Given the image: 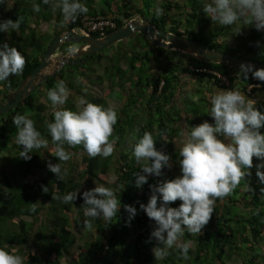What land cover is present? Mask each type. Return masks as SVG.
Segmentation results:
<instances>
[{
    "label": "trees",
    "instance_id": "obj_1",
    "mask_svg": "<svg viewBox=\"0 0 264 264\" xmlns=\"http://www.w3.org/2000/svg\"><path fill=\"white\" fill-rule=\"evenodd\" d=\"M7 1L4 8L0 0V99L39 63L53 34L79 28L86 19L111 18L115 24L107 32L140 13L130 0H104L113 7L107 10L91 7L92 0ZM156 6L145 17L155 27L264 63V27L243 28L250 11L264 14V0H161ZM230 14L240 20L243 33L233 35L232 46L220 37L227 34L224 19ZM42 21L51 34L36 35L34 26ZM127 37L144 42L133 49L117 45L110 54L104 47L99 50L104 60L96 63L93 52L63 64L0 113V264H60L66 253L71 254L67 264H226L232 256L241 264H264V162L258 159L264 154V115L237 140L234 161L226 158L221 141L213 152L173 149L182 114L221 126L222 106L210 111L204 91L233 86L250 97L245 86L255 72L184 52L187 58L180 62L172 55L176 49L149 44L139 32ZM68 44L62 41L57 49L65 51ZM126 54L121 67L118 59ZM102 63L104 75L96 74L94 67ZM125 75L126 82L133 81L129 96L141 105L145 121L130 112L114 117L104 111L103 95L82 88L104 77L107 94ZM181 75L205 80L201 104L181 88ZM254 83L250 91L257 94L264 75ZM143 85L146 95L140 93ZM72 94L79 96L77 104ZM97 141L104 143L102 149H91ZM73 153L82 164L77 177L70 168ZM107 171L116 176L112 188L100 198L85 193L82 182H103ZM184 232L188 235L175 245L172 237Z\"/></svg>",
    "mask_w": 264,
    "mask_h": 264
},
{
    "label": "rangeland",
    "instance_id": "obj_2",
    "mask_svg": "<svg viewBox=\"0 0 264 264\" xmlns=\"http://www.w3.org/2000/svg\"><path fill=\"white\" fill-rule=\"evenodd\" d=\"M211 1H213L214 3L216 2V0H211ZM118 2H120V0H118ZM130 2H131V5H133V7L134 6H138L140 8V10H139L140 13L139 14H141L145 18V17H148V16L151 15V13L153 12V9H156V7H157L156 5L159 2H161V0H130ZM9 5H10L9 2L7 0H5L4 8H8ZM108 6H109L108 4L104 3V0H92V2H91V7L95 8V9L103 7L104 10H107ZM109 7L111 9H113L112 6H109ZM173 12H174V10H173ZM249 13H250L249 22L247 20H245V19L243 20L244 21L243 22V25H244L243 28H244V30L246 32L250 29V26H255V27H258V28L264 27V14H262L258 10H252ZM139 14H132V17L136 16V19H137L138 18L137 16ZM214 19H216V18H214ZM224 22H225V24L228 25L227 26V25L224 24L228 28L227 34L224 37L223 36H220V37L222 39H224V41H226V43L228 45L232 46L236 42V39L233 38V35L240 37V35L243 34L242 31L240 30V27H239L240 26L239 25L240 24V20L238 18H236L234 15L230 14V18H225ZM29 24L31 25L33 23L31 22ZM6 29H4L5 32H7ZM34 29L36 30L35 31L36 35L44 34L46 32V30L48 31V33L51 34V26L49 25V23H44L43 21L40 23V26L39 25H35ZM75 31L78 32V29L75 28ZM136 40H138V41H136ZM143 42H144L143 38L124 37L121 40H119V43H117V42L111 43L109 45V47H107L108 49H107L106 53L110 54L112 52V50H115L117 45H119L121 47H124V48L133 49L135 46L138 47V46L142 45ZM63 44H66V43H63ZM80 44H81V42H78V41H70V44H68V46H67L68 48H66V49L68 51V50L72 49L74 46L77 47ZM149 44L154 45L150 41H149ZM164 50L165 51H169L166 48ZM67 51H63V50H58L57 49L55 54H54V56L61 55L63 53H66ZM104 51L105 50L103 49V53H104ZM101 55H102V53L99 50L95 51V54L93 55V60H95V63L98 62L99 59H100V61L104 60L103 55L102 56ZM172 55H173L174 59H176V60L178 59L180 62H182L183 60H185L187 58V57L185 58L184 54H182L179 51H173ZM122 58L120 60L118 59V64L121 67H125L126 66V60L128 59V54H126ZM51 67H52V65H50L48 68H46L45 71H49L51 69ZM104 68H105L104 64L102 63V65L95 66L94 67V71L96 72V74H103V69ZM72 73L76 74V72H72ZM78 75H80V74H76L75 76H78ZM102 79H103L102 82H99V83L86 81V82H84L82 84V88L84 87L85 90L89 91L90 93H92L94 95H99V96L103 95L102 96L103 101L107 105L106 108L104 109L105 112L109 111V113L113 114L114 117H115V115H118L120 112H127V113L130 112L131 114H135V118H137V120L139 122L145 121V119H147L146 113L141 112V109H142L141 105H139V103L137 101L134 102L135 99H132L129 96L131 91L134 94L135 88L131 85V82H133V81L129 80V81L126 82V80H127L126 79V75H125V78H124L123 81H121V79H120V81L115 79V81L120 82V83L118 84L116 82L114 84L116 86H112L110 93L104 94L105 93L104 91H106L107 88H108V81H107V79H104V77H102ZM237 83H242V81L238 80ZM181 86H183L185 88L187 87L188 95H189V97H192L193 100L196 101L197 97H198V100L196 101L197 103L201 104L203 102V100L200 99L201 95H198V94L201 92L202 89L203 90L207 89L206 88L207 84H206L205 80L198 81V80L194 79V80L186 81V80L183 79V81L181 82ZM120 88L124 91L123 93L120 90ZM128 88H129V91H127ZM137 92L138 91L136 90V93ZM140 93L143 94V95H146L147 87L145 85L140 87ZM260 93H261V91L259 90V94H257L256 96L259 95L258 96L259 97V101L262 102L263 105H262L261 108L258 109V112H264V93L263 94H260ZM125 95H127L126 98L130 102V104H126L125 103V101H124L125 100V98H124ZM72 97H73L72 98L73 102L75 104H77V101L79 100V98H78L79 96L77 94H72ZM40 99L45 101V98H44L43 95H41ZM215 101H217V100H215ZM189 105H191V104L189 103ZM215 105H217V104L216 103H211L210 105H208V107L213 106L212 108H210V111H216ZM244 105L245 106H243V105H237L236 106L235 105V106H231V107L234 110H238V111H240V109H244L243 112L248 113V111L251 109V106H253L254 104H253V102H251L249 104V102L246 101V102H244ZM204 107L206 109V105ZM223 107H224V105H223ZM152 116L156 117L157 114L154 112V113H152ZM103 145H104L103 142H98L97 141V142L94 143V145L91 147V149L99 150V149H102ZM195 147H197V149H198V151L200 153H202V150L204 148H206V147L208 149H212V147L210 146V144L208 142L207 143H202V144L198 143V146L196 145ZM207 153H209V152H207ZM71 160L73 162L72 163L73 166L70 167L72 169V174L75 177H77L78 173H80L81 170H82V164H80V154L79 153H73L72 157H71ZM178 161H179V158H178ZM259 161H262V160L259 159ZM115 179H116V176L114 175V173L111 172V171H107L105 173V175H104V181L103 182H98L96 180H91V181L86 182V183L82 182V186H84V188H85L84 191L86 190L85 193L91 192V193H93V195L96 196V198H100V196L103 193V190L109 191V189L112 188V186L115 184ZM84 191H83V193H84ZM85 193L83 195H85ZM98 213H99V210H98ZM184 235H188L187 232H184L183 235L173 236L172 237V242L175 245H179L183 241V236ZM189 243H190V245H193V241H189ZM234 258L235 257L232 256L231 259H228L226 261V264H241L239 258H237V257L235 259ZM70 259H71V254L70 253H66L60 258V264H67Z\"/></svg>",
    "mask_w": 264,
    "mask_h": 264
},
{
    "label": "water",
    "instance_id": "obj_3",
    "mask_svg": "<svg viewBox=\"0 0 264 264\" xmlns=\"http://www.w3.org/2000/svg\"><path fill=\"white\" fill-rule=\"evenodd\" d=\"M133 32L142 33L156 46L176 49L205 61L225 63L243 72H259L264 75V63L256 59L235 56L229 52L208 47L199 40L181 37L173 32L157 28L139 14L137 19L131 17L122 25L110 29L101 36L74 32L71 28L53 34L45 47L44 54L39 63L18 81L8 96L0 100V113L15 106L31 89L47 76L54 74L63 64L78 63L87 58L91 53L131 35ZM62 41H78L81 44L64 54L54 56L56 48ZM79 55L83 56L74 58ZM50 65H52L51 69L45 71Z\"/></svg>",
    "mask_w": 264,
    "mask_h": 264
},
{
    "label": "crops",
    "instance_id": "obj_4",
    "mask_svg": "<svg viewBox=\"0 0 264 264\" xmlns=\"http://www.w3.org/2000/svg\"><path fill=\"white\" fill-rule=\"evenodd\" d=\"M182 76L186 81H190V78ZM182 89L187 91V87L181 86ZM264 93V88L261 90L260 94ZM259 94V93H257ZM254 94L252 97H248L245 93L241 91H237L233 86L228 87H213L212 92L204 91V95L209 99L206 102V105L212 103H216L217 105H221L222 108L218 111L222 124L214 125L211 120L205 121L203 119H198L195 116L183 115L178 119V133L173 140V149H181L183 151H190L194 146H198V143L202 140L203 143H209L212 149L211 152L215 151V144L221 141L224 144V153L226 154V158L228 160L234 161L232 157L234 145L236 144L238 139L250 133V129L254 124L257 123L260 116L264 115V112H258L256 105L251 106V109L248 113L243 112L244 109L234 110L231 106L244 105V102H250L253 100H259V95ZM216 98V99H215ZM217 100V101H215ZM178 106H180V102L178 101ZM262 103V102H261ZM224 105V107H223ZM233 109V110H232ZM234 112L235 114H231ZM187 118V119H186ZM188 120V121H187ZM232 123L230 126L232 129L228 131L224 138L221 139L222 133L225 132L226 124ZM221 139V140H220ZM243 140V139H242ZM258 159L264 162V154L258 156Z\"/></svg>",
    "mask_w": 264,
    "mask_h": 264
},
{
    "label": "built area",
    "instance_id": "obj_5",
    "mask_svg": "<svg viewBox=\"0 0 264 264\" xmlns=\"http://www.w3.org/2000/svg\"><path fill=\"white\" fill-rule=\"evenodd\" d=\"M114 21L111 18H99V19H86L82 21V24L78 29L79 33L82 34H89L91 31L97 32L98 36H101L105 33L106 28H111L114 26ZM220 79L224 80L226 82V78L223 75L217 74ZM260 78V73H255L251 77V81L248 82L245 86L246 92L250 93V88L254 85H257L254 83L256 79Z\"/></svg>",
    "mask_w": 264,
    "mask_h": 264
},
{
    "label": "clouds",
    "instance_id": "obj_6",
    "mask_svg": "<svg viewBox=\"0 0 264 264\" xmlns=\"http://www.w3.org/2000/svg\"><path fill=\"white\" fill-rule=\"evenodd\" d=\"M140 15H141V14H140ZM131 17H132V16H131ZM131 17H130V18H131ZM137 17H138V16H137ZM135 18H136V16H135ZM128 19H129V18H128ZM145 19H146V18H145ZM126 20H127V19H126ZM126 20H125V21H126ZM125 21H124V22H125ZM124 22H123V23H124ZM71 29H72L74 32H76V31H75V28H71ZM66 30H67V29H66ZM62 31H65V30H62ZM78 33H79V32H78ZM60 43H61V42H60ZM60 43H59V44H60ZM74 47H75V46H74ZM74 47H73V48H74ZM73 48H72V49H73ZM56 50H57V48H56ZM56 50H55V52H56ZM58 50H59V49H58ZM68 51H69V50H68ZM63 54H64V53H63ZM255 73H259V72H255ZM260 74H261V73H260ZM249 95H250V97H252V96L254 95V93L250 91Z\"/></svg>",
    "mask_w": 264,
    "mask_h": 264
},
{
    "label": "flooded vegetation",
    "instance_id": "obj_7",
    "mask_svg": "<svg viewBox=\"0 0 264 264\" xmlns=\"http://www.w3.org/2000/svg\"><path fill=\"white\" fill-rule=\"evenodd\" d=\"M65 51H67V49L65 50ZM68 52V51H67ZM78 57V56H77ZM75 58V57H74ZM120 81V80H119ZM120 90L122 91V93L124 92L121 88H120ZM3 99V98H2ZM1 100V99H0Z\"/></svg>",
    "mask_w": 264,
    "mask_h": 264
}]
</instances>
